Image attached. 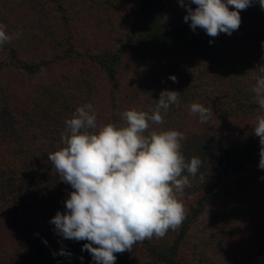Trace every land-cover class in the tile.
Listing matches in <instances>:
<instances>
[{"label": "trees", "instance_id": "trees-1", "mask_svg": "<svg viewBox=\"0 0 264 264\" xmlns=\"http://www.w3.org/2000/svg\"><path fill=\"white\" fill-rule=\"evenodd\" d=\"M186 14L178 0H0L11 37L0 48V264H95L82 251L86 241L63 239L50 223L72 189L47 155L63 146L78 106L91 103L98 123L122 124L120 113L153 109L162 90L178 91L179 104L152 127L182 132L186 159L203 165L185 189L182 225L116 254L115 264H264V170L252 132L260 113L251 91L264 64V10H242L239 29L215 38L193 32ZM24 73L41 75L26 84ZM192 103L211 110L207 123L190 114ZM29 203L37 253L14 228Z\"/></svg>", "mask_w": 264, "mask_h": 264}, {"label": "clouds", "instance_id": "clouds-1", "mask_svg": "<svg viewBox=\"0 0 264 264\" xmlns=\"http://www.w3.org/2000/svg\"><path fill=\"white\" fill-rule=\"evenodd\" d=\"M178 2L186 9L183 19L191 30L203 29L213 38L238 30L242 10L256 3L264 10V0ZM10 41L6 25L0 24V48ZM255 71L258 75L251 91L260 114L252 132L259 138L258 168L264 170V64H258ZM169 79L177 82L174 75ZM179 97L178 91L162 90L153 109L133 107L120 113L122 124L98 123L91 103L78 106L65 121L60 137L63 146L48 153L58 179L72 189L64 201L65 210L57 211L50 223L63 239L86 241L82 251L95 264H115L116 254L131 252L146 239L163 238L185 220V189L191 187L190 177L197 176L203 161L198 156L186 159L182 132L152 127L164 123ZM190 114H198L201 123L212 116L200 103L190 105ZM60 254L71 255L63 248Z\"/></svg>", "mask_w": 264, "mask_h": 264}, {"label": "rangeland", "instance_id": "rangeland-1", "mask_svg": "<svg viewBox=\"0 0 264 264\" xmlns=\"http://www.w3.org/2000/svg\"><path fill=\"white\" fill-rule=\"evenodd\" d=\"M44 73V72H43ZM40 74H31L24 73L23 77L25 78L26 84L30 82H35L39 78ZM251 172V169L244 170L241 174H236L231 178V182L235 183L240 176L244 174H248ZM185 201H189L188 197H183ZM37 211L36 206L33 203L26 204L21 207V217L18 220V223L14 225V228L22 234L24 237L23 242L27 244L30 252L37 253L41 251V246L39 239L34 231L33 227V214ZM1 264H7L6 261H2ZM21 264H38V263H30L23 262Z\"/></svg>", "mask_w": 264, "mask_h": 264}]
</instances>
